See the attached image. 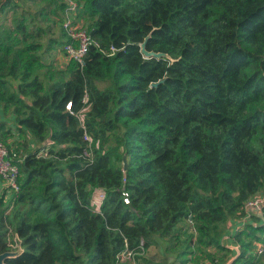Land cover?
Listing matches in <instances>:
<instances>
[{
  "label": "trees",
  "instance_id": "16d2710c",
  "mask_svg": "<svg viewBox=\"0 0 264 264\" xmlns=\"http://www.w3.org/2000/svg\"><path fill=\"white\" fill-rule=\"evenodd\" d=\"M67 13L97 46L54 68ZM0 142L19 167L7 264H117L141 240L173 258L139 264H264L256 216L238 253L220 240L264 192V0H0Z\"/></svg>",
  "mask_w": 264,
  "mask_h": 264
},
{
  "label": "built area",
  "instance_id": "2783aa9c",
  "mask_svg": "<svg viewBox=\"0 0 264 264\" xmlns=\"http://www.w3.org/2000/svg\"><path fill=\"white\" fill-rule=\"evenodd\" d=\"M77 6L73 1L68 2V10H73ZM68 19L64 23L69 41L64 44L65 56L68 59H72L78 63L83 62V58L88 52L90 46H97V42L91 37L90 32L80 22H75L74 16L70 17L69 13L66 14ZM70 17V18H69ZM114 51V48H111ZM66 110H71V103L66 104ZM84 139L89 141V136L84 134ZM86 155H88L86 153ZM0 177L4 180L7 186L9 195L19 191V167L10 156L8 149L0 142ZM124 203H129L127 192H122ZM105 197V191L101 188H97L93 191L92 206L94 211H99L102 201ZM264 202V195L258 193L249 198L245 205L244 211L246 214L251 209H261ZM264 220V219H263ZM7 245L11 248L10 252L14 256L20 254L23 251L21 245V239L16 233H12L8 228ZM258 253L263 252V246L257 248ZM146 254L144 248V242L141 240L138 246L130 248L125 243L124 249L116 256L117 264H123L128 262L130 264H139L141 257Z\"/></svg>",
  "mask_w": 264,
  "mask_h": 264
},
{
  "label": "crops",
  "instance_id": "0c3cea01",
  "mask_svg": "<svg viewBox=\"0 0 264 264\" xmlns=\"http://www.w3.org/2000/svg\"><path fill=\"white\" fill-rule=\"evenodd\" d=\"M11 120V119H10ZM31 147H34V143H31ZM264 195V192H262ZM9 193L7 190L6 183L4 180L0 177V218L3 212V209L7 206L8 204V199H9ZM6 213V212H5ZM252 216H256L259 218L261 222L264 223V202L262 205L261 209H251L249 212L241 216L239 219H234L230 221L227 226V229L225 233L223 234L222 238H225L227 242L224 244L225 246L231 248L233 252L236 254L238 253V248H236L235 242L233 241L234 234L236 230L241 229L245 224H252L254 223V220L252 219Z\"/></svg>",
  "mask_w": 264,
  "mask_h": 264
},
{
  "label": "rangeland",
  "instance_id": "374dc122",
  "mask_svg": "<svg viewBox=\"0 0 264 264\" xmlns=\"http://www.w3.org/2000/svg\"><path fill=\"white\" fill-rule=\"evenodd\" d=\"M83 26H85L86 24H84L82 21L80 22ZM53 59H54V61L52 62V65H53V67L54 68H62V67H64L65 65H66V63L68 62V59H67V57L64 55V53L63 52H61V50H56V52H55V55L53 56ZM253 66V68H252V70H257V64H254V65H252ZM53 215V213H50L49 214V216H52ZM223 237V236H222ZM221 240V243L224 245V244H226L225 242H227V240L225 239V238H221L220 239ZM160 242V244H162V245H165V242H163V241H159ZM236 244V243H235ZM162 245H159L158 247H154V246H151L150 248H148V250H147V252H146V258H151L152 256H155V258H156V260H158L159 262L160 261H162V263L164 262V263H167V261H170L172 258H173V254H171L170 252H164V249H163V246ZM225 246V245H224ZM260 246V245H259ZM257 244L256 245H254V253H256V251H257V248L259 247ZM198 247H195L194 249H196L195 250V254L192 256V258H195V256H197L198 255V253H199V251H198V249H197ZM236 248H238V250L240 249V246L237 244L236 245ZM232 250V249H231ZM208 251L209 252H211V253H214V249H211V248H209L208 249ZM233 251V250H232ZM264 253V252H263ZM233 254H234V252H233ZM166 256H168L167 258H168V260H167V258H166ZM172 257V258H171ZM166 261V262H165ZM200 263L201 264H211V262H209V261H206V262H204V261H200ZM199 263V264H200ZM191 264V263H190ZM218 264H221V263H218Z\"/></svg>",
  "mask_w": 264,
  "mask_h": 264
},
{
  "label": "water",
  "instance_id": "95a60500",
  "mask_svg": "<svg viewBox=\"0 0 264 264\" xmlns=\"http://www.w3.org/2000/svg\"><path fill=\"white\" fill-rule=\"evenodd\" d=\"M140 47H141V52H142V54L145 57H151V56H153V57L159 58V57L165 55V54L160 53V52L146 51L145 50V42L141 43ZM125 169H126V162L124 161V170ZM12 256H14V254L12 252H10V251H5L3 253H0V264H7L6 263V260L8 258L12 257Z\"/></svg>",
  "mask_w": 264,
  "mask_h": 264
}]
</instances>
